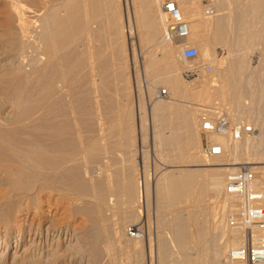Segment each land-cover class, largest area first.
Here are the masks:
<instances>
[{"label": "rangeland", "instance_id": "1", "mask_svg": "<svg viewBox=\"0 0 264 264\" xmlns=\"http://www.w3.org/2000/svg\"><path fill=\"white\" fill-rule=\"evenodd\" d=\"M24 1L35 3V0ZM111 1L112 4L107 0L108 8L105 7L107 10L104 9L105 13L101 15L96 12L98 7H92L97 0L91 1L92 3L78 1V17L81 20H76L73 26L79 24L83 28L84 22L87 25L81 28V33L64 51L57 54L55 61L45 57H41L42 61L39 60L40 54L35 52L34 45L32 49L26 48L27 52H9V56L5 55L0 60L1 87L5 86L2 79L6 81L10 74H16L18 79L12 80L13 82L9 80L11 84H20L28 77L29 83L38 81L44 84L48 81L53 84L55 81L59 85L51 95L54 100L58 98L66 104L64 106L69 121V146L66 144V149L68 154L72 153L68 155L67 189L61 190L54 183L52 188L50 185L43 192H30L27 195L26 198L35 213L31 212L23 225L27 227L31 223V231L27 234L25 228L18 242V225L23 216L15 215L16 223L6 234L5 204L0 203V264H169L184 257L179 247L181 240L185 243L184 252L188 253L191 262L200 258V264H225L226 252L232 247L230 245L233 241H238L246 227H236L231 223L228 211L230 206L223 189L219 194L212 195L208 185L209 172L198 165L228 163L235 155L240 164L259 162L261 164L250 166L264 189V0L178 1H184L187 5L194 4L199 11L205 13L204 18H210L213 13H221L217 18L208 19L214 23H221L225 19V36L221 44L213 42V26L204 28V34L197 40L187 38L179 42H166L163 35L166 21L161 22V25L157 19L159 10L151 8L149 0H136L137 23L142 29L140 38L132 31L130 38L126 39L125 22L122 18L126 14L133 20V5L131 0ZM162 2L160 0L159 7ZM11 3L12 0H0V30L15 22ZM51 4L55 5V1L52 0ZM125 8H128V12ZM216 9L220 12H213ZM56 10L61 16L66 12L64 7ZM25 12L26 19H31L32 13L27 10ZM185 19L189 22V18ZM191 24L189 22V26ZM184 45L196 47L200 57L192 62L178 59ZM0 48L2 52V46ZM201 48L213 53L208 57L210 60L201 55ZM219 52L221 58L217 60L215 54ZM30 56L32 60L29 59ZM35 56H38L37 59ZM8 59L12 62L9 63ZM205 64L211 68L209 74L201 70V66ZM176 68H180V71ZM12 69L16 72L11 71ZM183 71L191 74L185 76ZM61 73L66 74L64 85L58 82ZM215 73L222 80L226 78L224 81L219 79L216 87L209 86L207 99L198 96L197 86L187 83L198 75V81H208L216 78L211 75ZM144 87L149 90L146 94L143 92ZM244 88L247 89L245 93ZM162 89L171 101L167 98L166 102L164 97L157 96V92ZM134 93L143 106L139 115L143 136L140 165L136 130L137 102L134 101ZM157 99H163L160 103L169 111H156L157 114L151 116L154 130L153 151H150V119L146 106L157 103ZM213 116H223L229 122L252 124L259 135L255 139L244 138L237 143L226 139L228 146L224 156L206 158L201 154L203 137L199 126L201 119ZM76 127L80 130L77 133L73 129ZM226 172L228 171L220 172L222 179ZM188 173H194L195 179L197 178V184H191L193 189L187 188L188 185L186 187L185 184L181 196L156 200L153 195L154 182L158 181L159 185L163 181L174 182ZM142 175L143 182L147 183L143 205L136 198L139 195L136 192ZM125 186L131 194L134 192V197L127 203L128 200L124 201L125 196H120L117 202L119 199L123 201L117 205L116 198H109V191ZM16 199L19 204L27 201L24 197L21 200L20 196ZM223 201H226L224 215L219 207L221 205L215 204ZM47 226L50 233L46 236ZM130 227L137 229L136 238H131L128 234ZM3 233L7 235L5 243ZM256 235L258 240L262 238L260 242L264 245V228L258 230ZM226 243L229 244L228 247ZM214 246L219 249V253L225 252L221 253L223 258L219 257L222 260L212 258L217 252ZM201 248H205L204 254ZM212 250L214 251L211 252Z\"/></svg>", "mask_w": 264, "mask_h": 264}, {"label": "bare ground", "instance_id": "2", "mask_svg": "<svg viewBox=\"0 0 264 264\" xmlns=\"http://www.w3.org/2000/svg\"><path fill=\"white\" fill-rule=\"evenodd\" d=\"M51 1L52 0H35V3L31 4V3L25 2L24 0H12L11 7L14 9L12 11H13L14 19H15L14 20L15 24L11 23L12 26H9L7 28L5 27V29L0 30V43H3L1 45L2 46V52H0V60L5 58L6 57L5 55H8L9 52H13V51L14 52L17 51L18 53L24 52V51L27 52V50H25V49L26 48L32 49L31 47H32V45H34L33 49L35 50V52H38V54H40L39 60L42 61L43 59L41 57H45V59L53 61L54 59H56L57 54L59 52L64 51L65 48L68 45H70L73 40H75L76 36L79 33H81V30L83 28H85L87 25V22L86 23L84 22L83 28H82V26H79V24H77V26H78V27L76 26L77 28L74 27L75 25L73 26V24H74V22H76V20H81L78 17V12H79L78 1L79 0H54L55 5L51 4ZM82 1H84L85 3H87V2L92 3L91 1H93V0H82ZM108 1H110L111 4L113 2L111 0H108ZM162 1H164V0H162ZM171 1L176 3V5H177L181 15L183 16V18L184 19L189 18V22L192 23L189 26V22L185 19L188 23V28H189V35L187 38L197 40L201 37V34L203 33L202 31H204V28L206 29V28H210L211 26H213L214 27V30H213L214 34L212 35L213 42L221 44L224 41L225 27L223 25V22L225 19H222L221 23H219V21H216L214 23L213 20H212L213 23L208 21V19H210L212 17L217 18L218 16H220L219 14H221V13H219V14L213 13V12H218L219 9L213 10V12H212L213 15H210L211 16L210 18L209 17L204 18L203 16L205 13L202 11H199L197 6H195L194 4L187 5L184 1H182L183 3H178L179 0H171ZM95 2H96V0H95ZM95 2H93V4H95ZM136 2H137L136 0H131V3L133 5L132 6L133 7L132 13H134V17H132L133 20H131L129 15L127 17L126 14H125V18H122V19H124V22H125L124 23V32H125V38L126 39L130 38L132 31H135V34L137 33L138 37L140 36L141 31H142V29L139 28L140 26H138L139 24L137 23ZM159 2H160V0H149V6L151 8L153 7V8H156L159 10V11H157V19L161 23V22L166 21V18L165 19L163 18L165 15L162 13L161 7H159ZM108 4H109V2L107 3V0H97L95 6H93L92 4L91 5H92V7H94V9L96 7H98L96 9V12H97V14L101 15V14L105 13L104 9H105V7L108 8ZM160 6H161V4H160ZM59 7H64L66 9V12L62 16L59 15L58 11L56 10ZM107 8L105 9V11L107 10ZM127 9L128 8H125V11ZM26 10L29 13H32L33 16L31 19H26L27 18L25 16ZM126 12H128V11H126ZM237 17H239V16H237ZM11 20H13V19H11ZM77 23H79V22H77ZM161 25H162V23H161ZM163 35H164V31H163ZM122 36H123V34H122ZM186 39H184V40H186ZM31 42H33V43L31 44ZM166 42H168V41H166ZM30 44H31V46H30ZM139 45H141V41H140ZM184 46H187V45H184ZM201 52H202V54L201 53L200 54L203 55L205 57V59L207 58V60L208 59L210 60L211 58H208V57L213 55V53H209L205 50H202V48H201ZM220 53L221 52L215 54V55H217V57H216L217 60H219V58H221ZM58 56H60V55H58ZM35 57L37 59L38 56H35ZM7 58H9V57H7ZM29 59H31V56ZM33 59H35V58H33ZM9 61L12 62L10 59H8V62ZM50 61H49V63H51ZM131 61H132V59H131ZM17 63H19V62H17ZM220 63H221V61H220ZM35 64H36V62H35ZM46 64H44V65H46ZM145 64H144V70L146 69L145 66L149 65V64H146V65ZM12 66H13V64H12ZM150 66H152V65H149V67ZM149 67H147V68H149ZM13 69L11 71L16 72ZM18 69L20 71V68H18ZM176 69L177 70L179 69L178 71H180V68H176ZM221 69L222 68H220V70ZM183 72H185V74H184L185 76H189L191 74L188 71H183ZM217 72L218 71H216V73ZM222 72H224V71H222ZM17 73H18V71H17ZM41 73H42L41 75L44 74L43 71H41ZM216 73L211 74V75H215L216 78H212L208 81H205V80H199L198 81V78H199V75H198V76H195V78L188 80L187 83H189L190 85L193 84L194 86H197L196 92H197L198 96H202L203 98L207 99L209 97V95H207L208 94L207 91H209V89H208L209 86H215L216 87L217 82L222 80V78L221 79L218 78L220 75H217V74H219V73H217V74ZM12 75H14V73ZM18 75H20V74H18ZM26 75H25V77H26ZM61 75H59V77L61 76L60 79H59V77H57L59 79V80L58 79L57 80H58L59 84L64 85V81H65L64 75H66V74L61 73ZM14 76L16 79H14ZM14 76H11V74H10V77H7V78L12 77L13 79H8V80L5 77L6 81L18 80L16 77L17 75L15 74ZM215 76H213V77H215ZM27 78L28 77L25 78L26 81L23 80V82L20 84H18V83L11 84V81L6 82L5 79L4 80L2 79V82L4 81L3 83L5 84V86H2V87L0 86V203L5 204L4 213H5V217L7 218V221H6L7 227L5 226L6 227V234L8 232H10L11 229H13V226L16 223V221L14 220L15 215L19 214V215L23 216V218L20 220L21 222L18 225L19 230L17 231V237L18 238H16V242L21 240L20 238H21V235L23 234V231L25 230V228L27 229V234L31 231L30 230L31 229V223L27 227L23 226L25 224V219L29 217L31 212L35 213V211L33 209H31V205L28 202V198H26L27 195L30 192H35V193L36 192H38V193L43 192L44 189H49L50 185L52 188L53 187L52 185L54 183L55 184L57 183V187L60 188L61 190L67 189V184H68L67 179H68V174H69L68 166H67V164L69 163L68 162V159H69L68 155L72 154V153L68 154L67 149H66L67 148L66 146L67 145L69 146V143L67 142L68 141L67 135H69V134H67V133H69V131L67 132V129H68L67 122H69V121L67 120V116H66L67 115L66 108H65L66 106H64L66 104H64L65 102H62V100L61 101L58 100V98L57 99L55 98V100H54L53 95H51V94L55 93V92H53L54 90H57L56 86L58 84L55 83V81H54L55 84L54 83L50 84V82H48V81H47V83L45 82L44 84H42V82L38 83V81H37V83H29V82H27ZM20 79H21V76H20ZM224 79L222 81H224ZM173 83H175V82L173 81ZM173 83H172V85H173ZM60 86H62V85H60ZM174 86L175 85H173V87ZM63 87H65V86H63ZM257 88L258 87H256V89ZM61 89H62V87H61ZM251 90H252V88H251ZM261 90L262 89H260V92H261ZM146 91L149 92V90H147L144 87L143 92L145 94H146ZM179 91H180V89H179ZM246 91H247V89L244 90V93ZM255 91H257V90H255ZM260 92H259V94H262ZM250 93H251V91H250ZM256 94H258V93H256ZM61 95H63V94H61ZM192 95H193V93H192ZM51 96L53 97V99ZM157 96L164 97L163 99L166 100V102H167V98H168L167 96L168 95H167L166 91H165L164 95H161V90H159L157 92ZM257 96H260V95H257ZM163 99H157V103H155V104L153 103L152 106H150V105L146 106L147 110H148V118L150 119V122L148 123L150 134H152V132L154 130V129H152L151 116L156 115L157 114L156 111H159V112L162 111L164 113V111L168 110L167 107H165L164 105H162L160 103L161 100H163ZM168 99H169V101H171L170 98H168ZM56 101H58V102H56ZM134 101L137 102V103H135V107L137 109L136 110L137 111L136 112V124H137L136 130H137V134H139V133H141V129L139 126V115H141V113H142L143 106L141 105L139 99L137 98L136 93H134ZM55 106H57V107H55ZM122 114H124V113H121V115ZM207 118H209V117H207ZM127 124H129V123H127ZM200 126H201V122H200ZM200 126H199V131H200ZM73 129H75L76 133L80 131L77 127L73 128ZM142 137H141V140H142ZM137 139H140V138H137ZM226 139L227 138H225L223 136L211 137V140L214 143L219 144L222 147L223 151H225L227 149V146H228L227 145L228 143H226V141H227ZM240 148H238V149H240ZM151 149L153 151V148H151ZM244 149H246V147ZM140 152H139V148H138L139 159H140ZM233 154L234 153H232V155ZM222 155L216 156V157L220 158V157H222ZM231 158H232V156H231ZM251 162L252 163H245V164H249V165L261 164V163L256 162V161H255L256 163H254V161H251ZM237 165H240V163L238 162L236 155L232 159H230V161L228 163H218V164L208 163V164L198 165V166L202 167L203 170H207L209 172V173H207V175L208 174L210 175V176L208 175L210 177V178L208 177L209 178V182H208L209 184L208 185L210 187V191H211L212 195L213 194L214 195L219 194L221 189H223L224 182H221V180H223V179L220 176V172L222 173V171L234 170ZM260 168L262 169V167H260ZM178 176H180V175H178ZM205 176H203V177H205ZM196 177H197V175H196ZM143 179H144L143 175H142V177L140 176V181L138 182L139 185L137 186L138 191H137V187H136V191H137L136 193H139V195L137 194L136 198H137V200H138V198L140 199V202L142 203L141 205H143L145 203L144 196H145V189H146V184H147L146 182H143ZM196 179H195L194 173L193 174L188 173V174L181 175L177 181H176V179H175V181L173 180L174 182L163 181L160 185H159V183H157L158 181L154 182L153 183V190H154L155 194H153V195L156 196L157 201L169 199L170 196H181V194H183L185 184H186V187L188 185L187 188L191 189L192 185L196 183ZM54 180L56 182H54ZM190 185H191V187H190ZM121 187H123V186H121ZM127 187H129V186H127ZM127 189L125 186V188L110 190L109 191L110 196H109V193H107L106 195H108L109 198L110 197H113V199L116 198L115 202L117 203V205L119 203L121 204L122 199L121 200L119 199V201H118L119 203L117 202L118 197L120 198V196H125L124 198H126V199L124 201L126 202L128 200L127 203H130L129 199L131 197H134V196H132V194L134 192L131 194L130 191ZM190 189H189V191H190ZM16 192H19V193H16ZM200 192H202V191H200ZM202 194H203V192H202ZM19 196L21 197V200L23 197L25 198V200H27V201H25L26 202L25 204H19L17 202L18 200L16 199V197H19ZM108 196H106V197H108ZM187 197H188V195H187ZM104 198H105V196L103 197V199ZM158 198H160V199H158ZM109 200L112 201V199H109ZM130 200H132V198ZM154 200H155V198H154ZM173 200H175V198H173ZM157 201H155V202H157ZM197 201H199V200H197ZM217 202H221V201H217ZM225 202L223 201V203H215V204L216 205L220 204L221 206H219V207H220L221 211H224L226 208ZM124 204H126V203H124ZM20 207H23V208H20ZM215 211H217V210H215ZM225 211H224L223 215L225 214ZM213 216H215V215H213ZM217 217H216V219H217ZM218 224H219V222H218ZM130 228H132V230L137 231V229H135L133 227H130ZM263 228H264V226H262L261 229H263ZM128 230H129V228H128ZM45 232H46V236L49 235L50 229L48 226L46 227ZM3 234H4L3 242L5 243L6 242L5 238L7 235L5 233H3ZM260 240H262V238ZM180 243H181V245L179 246L180 251L184 255V257H181L180 261H174V262H171L169 264H200L201 263L200 258L199 259L196 258L197 260H194V262L190 261V256L188 255V253L184 252V250L186 249V248H184V246H185L184 241L181 240ZM227 244L228 243H226V247L229 246V244H228V246H227ZM236 244H237V241L236 242L233 241L232 245H230V246H235ZM216 248L217 247H215V250H216ZM201 250H203V254H204L205 248L204 249L201 248ZM218 250L219 249L217 248V252L214 253V255L212 253V255H213L212 258L221 259L219 257L220 256L222 257L223 256L222 254H224L225 252L222 253L223 252L222 251L221 252L222 254H221V253H219ZM213 251L214 250H212L211 252H213ZM206 255L208 256V252ZM207 256H205V257H207ZM224 259H225V257H224Z\"/></svg>", "mask_w": 264, "mask_h": 264}, {"label": "built area", "instance_id": "3", "mask_svg": "<svg viewBox=\"0 0 264 264\" xmlns=\"http://www.w3.org/2000/svg\"><path fill=\"white\" fill-rule=\"evenodd\" d=\"M162 13L166 17L164 39L168 42H179L189 35L187 21L181 15L176 3L164 0L161 3ZM178 59L192 62L199 56L194 46H183ZM205 74L211 72L208 65H202ZM165 91L161 90V95ZM200 134L203 137L201 154L206 158L221 156L222 147L211 140L213 136H223L229 141L237 142L244 138L255 139L259 132L252 124L229 122L223 116L203 118ZM223 194L228 198L231 223L236 227H246L242 231L237 244L228 249L225 264H264V246L258 240L256 232L262 228L264 221V189L258 181L256 173L249 164H240L223 177ZM131 238H136V230L129 228Z\"/></svg>", "mask_w": 264, "mask_h": 264}, {"label": "crops", "instance_id": "4", "mask_svg": "<svg viewBox=\"0 0 264 264\" xmlns=\"http://www.w3.org/2000/svg\"><path fill=\"white\" fill-rule=\"evenodd\" d=\"M141 133H139V134H137V138H140V139H137V141H138V148H139V152L141 151V144H142V140H141V137H142V135H140ZM152 136V134L150 135V134H148V140H149V144H150V151L152 150L151 148H153V136ZM142 139H143V137H142ZM140 154H141V152H140ZM139 165H140V162H141V157H140V159H139ZM141 167V166H140Z\"/></svg>", "mask_w": 264, "mask_h": 264}]
</instances>
